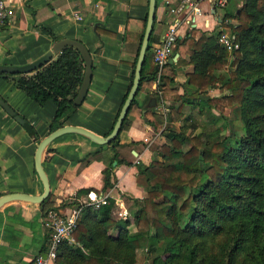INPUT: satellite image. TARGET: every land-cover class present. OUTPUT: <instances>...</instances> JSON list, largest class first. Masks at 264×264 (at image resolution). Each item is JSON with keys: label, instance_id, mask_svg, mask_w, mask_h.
<instances>
[{"label": "trees", "instance_id": "16d2710c", "mask_svg": "<svg viewBox=\"0 0 264 264\" xmlns=\"http://www.w3.org/2000/svg\"><path fill=\"white\" fill-rule=\"evenodd\" d=\"M226 19L234 23L225 24ZM145 22L146 17L141 21L127 92ZM222 25L234 35L237 49L228 51L219 44L220 31H202L195 39L196 29H192L176 41L177 63L168 61L160 72L152 58V30L137 93L121 126L122 130L128 115L135 112L154 128H162L166 139L148 164H136L146 179L143 198L129 220L113 215V199L98 209L79 202L93 188L79 190L76 198L61 204L62 209L69 205L79 210L72 233L75 243L63 242L54 264H136L142 242L149 257L144 264H264V0H243L236 13L223 16ZM189 65L192 71L179 93L176 70ZM83 71L80 52L66 46L33 72L0 75L12 77L17 88L35 102L55 104L53 131L79 106L74 98ZM157 79L161 98L170 99L164 119L152 110L144 112L138 98ZM209 88L219 94L206 96ZM228 108L238 117L241 133L213 141L219 128L210 130L197 117L206 115L214 122ZM165 121L180 122L179 130L164 129ZM188 128L199 131L186 134ZM120 132L111 146L118 145ZM182 142L190 147L184 150ZM113 160L103 170L102 191L116 182ZM50 200L51 194L41 206ZM48 211L59 209L43 208L44 216Z\"/></svg>", "mask_w": 264, "mask_h": 264}, {"label": "crops", "instance_id": "0c3cea01", "mask_svg": "<svg viewBox=\"0 0 264 264\" xmlns=\"http://www.w3.org/2000/svg\"><path fill=\"white\" fill-rule=\"evenodd\" d=\"M8 1L13 7V15L0 32V64L20 66L33 62L51 50L59 40L76 39L82 42L92 56L91 81L82 103L62 125L82 127L99 136H106L127 92L148 0ZM167 1L171 5L180 2L156 0L151 47L160 42L173 19ZM242 3L243 0H228L221 11V8L212 9L201 2V13L193 16L189 24L181 25L179 38L192 29H196L195 39L202 31H230L222 25L223 16L236 13ZM74 13L81 18H75ZM233 23V20H225V24ZM54 38H58L57 41ZM55 57L56 54L52 58ZM177 60L172 64H176ZM191 71V65L176 70L175 86L179 93L186 86L187 73ZM156 81L147 93H140L138 98L144 112L152 110L155 116L164 119L165 104H169L170 99L161 98ZM213 89H208L207 96H216L217 89ZM0 96L36 131V137L30 136L0 106L1 195H40L43 184L35 170L34 155L39 140L50 132L56 106L52 101L44 104L35 102L17 88L12 77L3 75H0ZM151 98H155L156 103L149 107ZM148 118L153 120L150 115ZM175 124L180 122L172 124L165 121L164 128L169 126L176 130ZM162 136V128H154L147 119L133 112L128 115L115 147L109 143L99 144L77 132L64 133L52 140L42 156L51 200L44 206L15 200L0 207V264H24L43 253L47 248L43 208L51 206L59 211L71 208L68 205L62 209L61 204L76 198L81 189L93 188L89 192L108 195L116 207H113V215H117V211H126L124 217H116L132 220L138 208L136 204L140 203L146 189L145 176L139 174L136 164L139 161L144 164L150 162L155 141ZM112 160L116 182L113 187L102 191L103 170ZM86 196L81 195L77 200L82 202Z\"/></svg>", "mask_w": 264, "mask_h": 264}, {"label": "water", "instance_id": "95a60500", "mask_svg": "<svg viewBox=\"0 0 264 264\" xmlns=\"http://www.w3.org/2000/svg\"><path fill=\"white\" fill-rule=\"evenodd\" d=\"M155 10H156V0H148L145 28L140 42L136 63L134 66L132 83L110 133L106 136H99L85 128L77 127L73 125H62L54 129L53 131H50L46 136H44L42 139L39 140L34 155L35 170L43 184V193L37 196L24 194V193L3 194L0 195V207L7 202L15 201V200L25 201L30 203H41L49 196L50 185L42 166V156L46 146L55 138L68 132H77L83 134L99 144L110 143L112 140L116 138V136L121 130L122 123L127 116L130 104L132 103V100L134 99L137 93L142 67L145 59V54L146 51L148 50V44L153 30ZM66 46H73L77 48V50L80 52L82 56L84 63L83 77L81 80V84L77 90L76 96L74 98V103L80 105L87 94L88 86L91 81L92 56L89 50L85 47V45L79 40L76 39L59 40L53 44L51 50H49L47 53H45L37 60L30 62L28 64H24L20 66L0 64V73L24 74V73L33 72L38 68H40L42 65L46 64L48 61H50L54 54L58 53L62 48ZM178 56H179L178 53L174 54V56L169 61V63L172 64L176 62ZM155 103H156L155 98H151L148 106L151 107L155 105ZM0 106L9 116H11L18 124H20L30 136L36 137V134L32 129V125L23 116L17 113L1 96H0Z\"/></svg>", "mask_w": 264, "mask_h": 264}, {"label": "built area", "instance_id": "2783aa9c", "mask_svg": "<svg viewBox=\"0 0 264 264\" xmlns=\"http://www.w3.org/2000/svg\"><path fill=\"white\" fill-rule=\"evenodd\" d=\"M201 2L208 4L212 9L224 8L228 4V0H180L176 5H171L167 1L169 12L173 15V19L168 24L160 42L154 44L152 47V58L157 64L159 72L172 59L173 48L179 38L181 25L184 23L189 24L193 16L201 13ZM12 15L13 7L9 1L0 0V32L4 29ZM74 17L77 19L81 18L78 13H74ZM218 42L228 51L239 47L238 42L230 31L221 30L218 35ZM108 200V195H99L91 191L88 192L82 203L98 209L100 206L107 204ZM78 213L79 210L74 207L66 208L64 211L59 212L48 211L43 222L46 229V251L34 256L24 264H54L60 245L63 242H68L69 244L75 243L72 233L76 228ZM117 214L120 217H124L126 211H117Z\"/></svg>", "mask_w": 264, "mask_h": 264}, {"label": "rangeland", "instance_id": "374dc122", "mask_svg": "<svg viewBox=\"0 0 264 264\" xmlns=\"http://www.w3.org/2000/svg\"><path fill=\"white\" fill-rule=\"evenodd\" d=\"M219 10L222 11V8L219 9ZM215 93H216V95H218L219 91L216 90ZM206 96H207V94H206ZM211 96L212 95H210L209 97H211ZM225 116H226V119H224ZM197 120L200 121V122H205L210 130H215L216 128H219V132L215 134V136L213 137L214 139L212 138L213 141L221 138V136H224V135H232L233 132H237L239 134L241 133V129H240L241 124L239 122L238 117L235 115L234 110L231 109V108H228L226 110V113L223 116H219V118H217L214 122H211L210 119L206 115H202V116L199 115L197 117ZM174 127L176 129L175 131L179 130V125L178 124H175ZM198 131H199L198 128L195 129L194 131H193V129L188 128L186 130V134H193L194 132H198ZM181 140H182V138H181ZM164 141H166L164 136H162V138H160V140L155 141L156 147L159 144L163 143ZM182 146H183L184 150H186V149H188L190 147L189 143H187V142H182ZM156 147H155V149H156ZM136 205H138V204H136ZM115 208L116 207H114V209ZM114 216L116 217V216H119V215L117 214V215H114ZM183 219H186V214H185ZM129 229L131 231H133L134 230V226H132V224H131L129 226ZM145 248H146L145 247V242H142L141 248H139L137 250V262H136V264H144L147 260H149V257L146 256Z\"/></svg>", "mask_w": 264, "mask_h": 264}]
</instances>
